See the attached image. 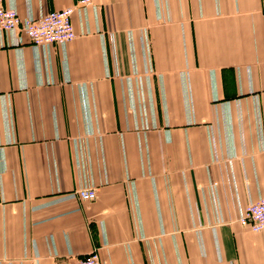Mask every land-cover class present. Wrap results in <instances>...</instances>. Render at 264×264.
Returning a JSON list of instances; mask_svg holds the SVG:
<instances>
[{"label":"crops","instance_id":"obj_1","mask_svg":"<svg viewBox=\"0 0 264 264\" xmlns=\"http://www.w3.org/2000/svg\"><path fill=\"white\" fill-rule=\"evenodd\" d=\"M73 22L48 49L0 31V264H264L238 220L264 196V0H93Z\"/></svg>","mask_w":264,"mask_h":264},{"label":"built area","instance_id":"obj_2","mask_svg":"<svg viewBox=\"0 0 264 264\" xmlns=\"http://www.w3.org/2000/svg\"><path fill=\"white\" fill-rule=\"evenodd\" d=\"M92 3L93 0H77L73 5L51 10L40 17H22L15 3L7 5L5 0H0V31L11 32L20 29L32 43L44 49H48L52 43L65 46L77 35L73 22L74 12L79 7L86 12ZM76 193L82 199L92 200L97 197V188L86 184L79 187ZM238 220L255 232L264 231V196L249 203ZM32 264H35V261ZM72 264H104V262L99 250L95 248Z\"/></svg>","mask_w":264,"mask_h":264}]
</instances>
